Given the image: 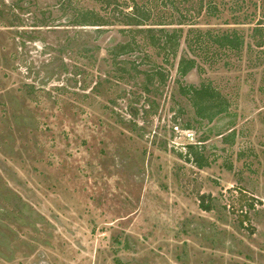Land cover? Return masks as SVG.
Wrapping results in <instances>:
<instances>
[{
    "label": "rangeland",
    "instance_id": "obj_1",
    "mask_svg": "<svg viewBox=\"0 0 264 264\" xmlns=\"http://www.w3.org/2000/svg\"><path fill=\"white\" fill-rule=\"evenodd\" d=\"M97 1L0 0V264H264V0H198L176 56L139 38L167 75L155 85L121 72L119 25L76 26L78 11L109 17ZM119 1L159 28L190 8ZM193 28L244 45L182 77Z\"/></svg>",
    "mask_w": 264,
    "mask_h": 264
},
{
    "label": "trees",
    "instance_id": "obj_2",
    "mask_svg": "<svg viewBox=\"0 0 264 264\" xmlns=\"http://www.w3.org/2000/svg\"><path fill=\"white\" fill-rule=\"evenodd\" d=\"M127 1V0H126ZM186 6L187 4L190 5V8L187 10L188 14L183 15L181 17V22L176 24L177 28H159V25L155 24H149L151 23V9L146 10L145 8H140L138 5H134L132 7V11H127L128 9L125 8L127 4L121 3L119 0H102L97 1L98 4H100L102 11L105 12L108 18L105 16L100 18L98 16L97 11L86 9L82 11H78L76 13V16L74 17V22L76 26L81 27L83 30H87L88 28H98V27H107V26H120L119 33L122 35V33H125V37L122 40L121 43L117 44V48L113 51L114 57L119 60V64L124 65L121 66V72L125 71L126 65H130L129 71H125L127 73H123L126 76H130L133 80L136 79L137 75L140 74V71L142 74L149 79L150 83L152 85H155L156 79H163L165 81V78L167 77L166 74H164L160 67L152 64V60L147 53H149L143 46L139 43V38L141 37H147L148 40H150V45L153 49L159 48V50H162L164 54L167 56H176L178 53V49L183 44L182 41L183 35H184V29L186 20H192L194 15H191L192 12L195 11L194 5H199L198 14H200L203 11V7L205 6L204 3L198 2V0H182ZM65 6V4L63 3ZM77 9V5L74 4V10ZM112 20V21H108ZM264 21H261L257 24V26L254 27L253 33L254 37L258 40H261L259 43H257V47L264 46ZM96 32H100V30H96ZM155 40V42L153 41ZM125 41V42H124ZM185 44H187L188 52L179 62V73L182 77H186L189 75L193 70L197 69L199 71H203V68L201 67L202 56H208L204 60V63L206 62H215L212 61V55L214 53H218L217 51L219 49L221 50H240L242 46L244 45L243 37L240 36L236 31H202L200 29H191L189 31L188 36L186 37V41H184ZM96 43H94L95 45ZM93 45V47H94ZM89 42H86L85 39L83 41H77V43L74 42V50L78 53V50H83L84 52H87L89 50ZM141 55H144V58H140ZM211 55V56H210ZM140 59V62H139ZM211 60V61H210ZM139 62V63H138ZM212 63V64H213ZM146 66L148 67L146 70L142 67ZM136 74L132 75V72ZM82 73V71H80ZM76 72V73H80ZM108 73H105L103 75L101 84L96 88V90L109 79ZM81 75V74H80ZM79 75V76H80ZM114 78V76H113ZM64 90V89H63ZM209 91L205 90L204 87H201V89L196 90L195 88H191L187 92L185 91V95H188L190 97V100H194L196 95L199 94H205ZM140 98V97H139ZM141 99V98H140ZM151 104H155L153 101L147 99ZM211 100V99H210ZM214 108H216L214 105ZM196 107V105H195ZM142 108L136 110L133 109V116H136V113H138ZM136 110V111H135ZM146 110V109H144ZM150 110V109H149ZM143 112V113H147ZM224 110H219L216 113H213L210 120L215 119L216 117L223 114ZM134 127H137L138 124L133 121L132 124ZM207 201L209 203H207ZM200 206L204 211H211L213 210L212 202L210 201V197H207L205 195L200 196ZM251 209H254V206L251 205ZM247 218V217H246Z\"/></svg>",
    "mask_w": 264,
    "mask_h": 264
}]
</instances>
